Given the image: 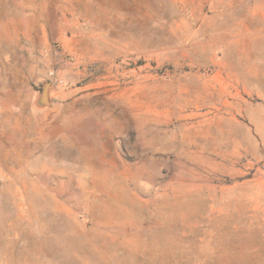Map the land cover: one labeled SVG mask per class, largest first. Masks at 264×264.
Returning a JSON list of instances; mask_svg holds the SVG:
<instances>
[{
  "label": "rangeland",
  "instance_id": "1",
  "mask_svg": "<svg viewBox=\"0 0 264 264\" xmlns=\"http://www.w3.org/2000/svg\"><path fill=\"white\" fill-rule=\"evenodd\" d=\"M0 264H264V0H0Z\"/></svg>",
  "mask_w": 264,
  "mask_h": 264
},
{
  "label": "water",
  "instance_id": "2",
  "mask_svg": "<svg viewBox=\"0 0 264 264\" xmlns=\"http://www.w3.org/2000/svg\"><path fill=\"white\" fill-rule=\"evenodd\" d=\"M46 94H47V90L45 89L44 94H43V101L44 102H47V100H48V99L47 100L45 99Z\"/></svg>",
  "mask_w": 264,
  "mask_h": 264
}]
</instances>
